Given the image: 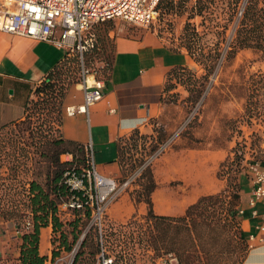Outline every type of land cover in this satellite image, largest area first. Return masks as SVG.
I'll list each match as a JSON object with an SVG mask.
<instances>
[{"label": "trees", "instance_id": "1", "mask_svg": "<svg viewBox=\"0 0 264 264\" xmlns=\"http://www.w3.org/2000/svg\"><path fill=\"white\" fill-rule=\"evenodd\" d=\"M162 1L160 10H165L170 14L175 11V8L183 9L191 0H179L176 7L173 0ZM220 1L222 0H197L191 10V19L195 17L207 18V14H213V6L219 4ZM241 1L224 0L223 3L226 4L225 16H227L225 30L230 23L235 21ZM253 4V0L250 1L245 9L243 19L236 30V38L232 42L226 43L224 50L229 60L235 58L239 49L253 48L259 44L255 42V39L259 37L255 28L264 15L260 12L257 13ZM211 22H214V19L211 18ZM108 23L111 22H106L103 25ZM182 34V40L186 42L184 48L188 50L196 64L206 66V70L210 72L214 71L221 56L220 45H216L218 50L211 49L208 54L204 53L199 45L202 36L191 22L186 23ZM95 36L94 47L84 54L83 65H81L80 56L71 53L73 54L71 57H67L55 66L52 72L35 87L36 89L26 103L23 120L0 130L1 132L7 128L16 127L23 136L11 133L13 141L24 138L29 140L24 143H7L8 150L12 151L3 152L2 158L8 160L5 161L9 162L11 171L19 169V161L23 163L32 161L37 165L26 190L27 212L24 214H20L16 210L0 212L4 219L16 221L17 230L21 233L19 264H48L49 260L54 264L62 254L61 252L70 253L77 244H79V248L73 264H94L100 259L103 252L106 259H109V251L116 253L115 260H112L111 264H128L123 249L125 247L123 239L116 238L117 235H115L112 226L108 228L107 224L103 228V239L99 236L98 228L92 226L85 238L81 240L83 231L91 223L92 212L89 207L75 210L72 221L65 222L58 215L59 206L73 195L64 185L65 173L74 170L80 174L85 173L88 161L86 146L66 140L62 136L63 100L72 85L80 82L82 66L84 70L91 73L97 60L105 63L106 66L102 70L103 77L95 76L100 82L109 80L113 72L115 53L112 55L110 48L115 51V46L111 43L108 29L103 32L99 29ZM199 57L206 61H202ZM188 70L190 69L177 68L173 70L169 82L174 75L180 76L182 72ZM171 90L167 87V91ZM193 97L195 100L199 99L201 93ZM156 132L158 134L157 145L151 148V154L157 152L158 147L167 140L166 134H160L157 129ZM132 135H140V133L136 131ZM140 136L144 137V135ZM121 146L119 148V165L120 169L124 171L125 161ZM64 156H71V160H64ZM132 161L133 164L128 167L127 171L136 169L138 161ZM139 162V166H141L145 160L142 159ZM233 163L234 161L228 160L223 162L222 171L226 166L233 167ZM221 172L218 173L220 177L222 176ZM230 173L229 183L222 192L199 198L186 210L183 216L175 217L157 216L154 213L152 195L158 189V184H156L152 168L148 167L142 173L139 181L143 189L135 194L130 193V196L137 205L142 203L147 205V214L144 218L152 226L146 237L155 251L157 259L172 255L175 264H243L245 262L250 248L246 233L241 228L242 217L245 215H239L242 184L237 182V177L242 171L230 169ZM29 219L30 221H28ZM28 222L32 224L29 228L26 226ZM50 226H52L53 235L56 237L53 241L52 260L49 256L40 254L41 231ZM123 228L125 229V227ZM56 243L58 244L57 248L55 247ZM0 262H3L2 259Z\"/></svg>", "mask_w": 264, "mask_h": 264}, {"label": "crops", "instance_id": "2", "mask_svg": "<svg viewBox=\"0 0 264 264\" xmlns=\"http://www.w3.org/2000/svg\"><path fill=\"white\" fill-rule=\"evenodd\" d=\"M111 36V35H110ZM113 72L109 80L100 82L103 98L91 106L89 115L67 114V109L83 106L84 86L72 85L63 100L62 136L69 141L88 146L92 144L95 165L100 174L117 179L121 174L119 148L123 141L138 131L158 138L155 130L164 126L169 132L177 121L173 107L166 101L169 77L173 70L198 69L188 50H173L157 35L143 38L120 36L115 39ZM71 53L55 44L35 41L0 32V130L19 123L25 115L26 103L50 72ZM90 84L93 79L90 78ZM173 140L166 152L152 164L158 189L152 195L154 213L162 216H183L200 197L216 194L224 189L217 178V170L225 158L219 149L189 147L181 136L167 134L164 146ZM71 160V156H64ZM241 193L244 210L241 228L250 248L243 264H264V201L252 207L253 184L247 174L242 178ZM147 205H137L130 193L122 194L107 210L106 217L115 225H125L134 216L145 215ZM9 226L0 223V257L3 262L18 258L22 240L9 238ZM15 228L14 226H10ZM52 226L41 231L40 254L51 256ZM43 238H45L44 250Z\"/></svg>", "mask_w": 264, "mask_h": 264}, {"label": "rangeland", "instance_id": "3", "mask_svg": "<svg viewBox=\"0 0 264 264\" xmlns=\"http://www.w3.org/2000/svg\"><path fill=\"white\" fill-rule=\"evenodd\" d=\"M173 1H175L176 7L179 0ZM244 1L245 3L247 2V8L252 0L241 1L236 13V19L229 24L227 30L224 29L227 18L225 16L226 4L223 3L224 0L213 6V14H207V18L195 17L191 19V10H193L197 2V0H191L183 9L175 8V11L170 14L165 10H160L159 19L149 27L135 26L120 20L106 25H96L92 29L95 34L99 29L102 32L108 29L112 45H114L115 39L120 36L137 39L143 38L147 34H155L168 47L177 50L186 46V42L182 40V32L186 23L191 22L202 36L199 45L204 53L208 54L211 49H217L216 45H220L219 53L221 56L214 71L210 72L206 70V66L197 64L198 69L194 71L188 70L187 72H182L180 76L174 75L171 77L167 87L173 89V92L166 95V101L173 107L174 115L178 120L171 123L169 132L165 130L164 126L158 127L157 130H159L160 134L174 133L176 136H181L188 141L189 147L219 149L224 152L225 158L217 170V178L224 183V189L229 183L230 169L242 171L237 177V182L239 183L242 178H246L249 163H264V17H262L255 28V32L259 36V41H257L258 38L255 39V42L259 43L258 45L253 48L239 49L232 60L228 59L224 50L226 43H230L236 38V30L243 19V17L238 16V12ZM253 3L254 10L264 15V0H253ZM211 18L214 19V22H211ZM110 52L112 55L115 53L111 48ZM201 60L206 61L205 59ZM94 66L91 74L103 77L102 70L106 64L97 60ZM81 81L82 74L79 83ZM200 93L201 97L195 100L193 96H197ZM11 133L23 136L16 127L7 128L0 132V212L16 210L18 213L24 214L27 212L28 205L26 195L28 182L33 177V171L37 169V165L32 161H25L24 163L19 161V169L11 171L9 162L5 161L7 159L2 158L3 152L12 151L8 150L9 145L7 143L29 142L25 138L13 141L10 136ZM156 134L157 132L154 135ZM140 135H144V137ZM140 135L131 134V136L135 137H130L122 143L121 152L125 166L124 171L121 170L120 176L116 179L119 185H122L125 179L141 168L144 163L139 166L140 160L144 159L146 161L155 154H151V148L157 145V137L154 138L152 136L150 138L145 136L147 134ZM172 141L171 139L167 145L172 143ZM132 160L138 161L136 169L127 171L129 170L128 167L133 164ZM227 160L234 161V166H226L222 171L221 165ZM129 163L130 165H128ZM150 168H152V165ZM219 172H221V177L218 176ZM140 177L131 181L125 193L135 194L136 192H141L143 188L140 185ZM241 184L243 189V183L241 182ZM74 214L75 212L62 211L59 216L61 220L67 222L74 219ZM146 214L134 216L125 225H115L105 215L103 217V228L107 224L108 228L112 226L116 233L115 235H117L116 238L121 237L119 239H123L122 242L125 245L123 249L126 253L125 257L128 264H163L166 260H173L172 264H175L176 262L172 255L157 259L155 251H153L146 237L149 235L152 226L144 218ZM1 222L9 226L7 228L8 231L11 230L9 238H12L13 241L20 240L21 242V233L17 230L16 221L12 219L6 220L0 214ZM131 222H133L132 225H129ZM27 224L26 226L28 227ZM10 226H16V228L10 229ZM90 228L91 224L83 231L81 240L85 238ZM49 237L51 253L49 258L52 260L53 241L56 237L53 232H51ZM45 241V238H43L42 250H44ZM20 246L21 244L18 246L19 251ZM55 247H58L57 243ZM78 248L79 244L70 253L61 252L62 254L54 264H73ZM109 252V259L115 260L114 256L116 253ZM18 258H10L9 261L0 262V264H19ZM48 264H52L50 260ZM94 264H102L101 258Z\"/></svg>", "mask_w": 264, "mask_h": 264}, {"label": "built area", "instance_id": "4", "mask_svg": "<svg viewBox=\"0 0 264 264\" xmlns=\"http://www.w3.org/2000/svg\"><path fill=\"white\" fill-rule=\"evenodd\" d=\"M162 0H0V32L30 38L55 44L68 53L83 57L89 49L94 47L96 36L92 32L96 25L106 22L124 21L135 26L149 27L160 16ZM245 1L238 12L243 17L246 8ZM82 70L81 84L84 86V105L67 109V114L73 117L76 114L88 116L89 109L102 100V86L95 82V75ZM90 78L93 83L90 84ZM167 144L160 146L144 164L119 185L115 178L105 177L98 172L95 165V153L92 144L86 146L88 154L87 171H67L64 175V185L69 188L72 197L63 202L58 209L75 212L85 207L91 209V228H98L99 236L103 239V217L126 188L150 167L158 157L164 154ZM247 174L253 184L251 205L256 207L264 201V163H249ZM244 210H239L243 215ZM261 215L264 221V212ZM31 227V222H28ZM16 228V226H14ZM103 252V251H102ZM102 264H111L104 252L101 254ZM173 260H166L163 264H172Z\"/></svg>", "mask_w": 264, "mask_h": 264}]
</instances>
